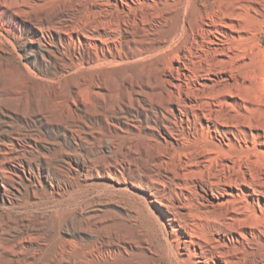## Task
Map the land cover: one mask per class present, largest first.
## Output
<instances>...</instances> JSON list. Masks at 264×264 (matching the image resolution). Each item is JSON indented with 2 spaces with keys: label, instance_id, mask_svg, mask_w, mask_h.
Returning <instances> with one entry per match:
<instances>
[{
  "label": "rangeland",
  "instance_id": "obj_1",
  "mask_svg": "<svg viewBox=\"0 0 264 264\" xmlns=\"http://www.w3.org/2000/svg\"><path fill=\"white\" fill-rule=\"evenodd\" d=\"M78 1L52 20L10 19L15 32L0 34V62L10 60L32 80L0 70V264H194V245L182 253L181 240L200 217L220 243L225 235L243 237L227 240L238 264H263L264 204L251 203L238 187L251 181L264 192V0H225L248 18L240 19L247 30L239 46L227 34L220 51L198 1L188 14L193 31L170 47L173 27L162 15L174 14L172 1ZM17 2L22 13L41 14L40 0ZM233 65L254 95L249 107L260 137L247 127L233 136L227 112L215 117L218 131L200 117L212 88L217 96L227 90L204 85L205 78ZM201 157L209 176L202 179L194 174ZM183 168L187 176H178ZM222 173L239 196L227 209H213L209 189L218 192ZM158 206L174 218L175 234ZM232 211L255 226L233 222ZM224 222L220 236L213 226Z\"/></svg>",
  "mask_w": 264,
  "mask_h": 264
},
{
  "label": "bare ground",
  "instance_id": "obj_2",
  "mask_svg": "<svg viewBox=\"0 0 264 264\" xmlns=\"http://www.w3.org/2000/svg\"><path fill=\"white\" fill-rule=\"evenodd\" d=\"M41 4H39L37 6V11L41 14H25L28 12H33V9L28 8V10L23 9V12H20V5L17 2V0H0V34L5 35L7 37V35H9L10 33H14L15 32V27L12 25V22L9 21L10 19H16L21 21L22 23H28L30 21V19L32 17H35V19H40L42 22L46 21L48 18L50 20H52L54 18V16L56 15V13H58L59 11H63V10H67V9H72L75 8V6H77L79 3L81 5V2H79L78 0H40ZM122 1V0H120ZM153 1V0H152ZM161 1V0H160ZM168 1V0H167ZM174 3V9L168 7L170 10L173 9L174 14H163V20L165 22V24L168 23L169 20V24L172 25L173 30L171 31V38L169 39V42L166 44V47H170L172 46L174 43H176L178 40H180L184 35H187L188 32L190 30H192V28H194L193 26V22L188 18V14H190L191 12V8L194 7L195 8V3L198 1L201 3V5H203L202 7H204L203 11L204 14L201 15L202 13H200L199 17H202V21L204 23L205 28H213L214 32L217 33L216 35H214V39L212 40V44H214L217 48H213L214 50H218L220 51L223 48V42H222V38H226L227 34L229 35V39L233 41L234 44H238L240 42H244V39L241 34V32H245L247 30V24L245 25L244 23L246 22H241L240 19H242L244 17V15H242V11L241 13L236 12V9L232 6L227 5L228 3L224 2V4H222L221 2H217L215 3V1L213 2V0H170ZM168 1V3L170 2ZM228 1V0H227ZM232 1V0H231ZM239 1V0H238ZM85 2V1H84ZM84 2L82 4H84ZM128 2V1H127ZM155 2H157L155 0ZM166 2V1H165ZM164 2V3H165ZM163 3V4H164ZM234 4V2H232ZM125 4L126 6H129L128 3H122ZM154 4V2H153ZM156 4V3H155ZM162 4V3H161ZM232 4V5H233ZM172 5V4H171ZM236 5V3L234 4V6ZM240 5V4H239ZM237 4V6H239ZM242 5V3H241ZM10 6L11 11H9L8 7ZM156 6V5H155ZM160 6V5H158ZM170 6V3H169ZM166 7V5H165ZM162 8V5L161 7ZM164 8V7H163ZM57 9L52 15H48V11H52ZM240 9V8H239ZM166 10V9H165ZM168 10V9H167ZM194 10V9H193ZM192 10V11H193ZM88 11V10H87ZM90 11V10H89ZM88 11V12H89ZM164 11V10H163ZM199 11V9H198ZM244 11V10H243ZM171 13H173L172 11H170ZM195 14H198V12H196V10L194 11ZM240 12V11H239ZM246 12V10H245ZM158 13V12H156ZM160 13V12H159ZM163 13V12H162ZM160 13V14H162ZM24 14H25V18H24ZM193 14V13H192ZM191 14V17H192ZM247 14V13H246ZM245 14V15H246ZM155 15V14H154ZM195 15H193L194 17ZM197 17V16H195ZM228 17V18H227ZM251 17V16H250ZM88 18V17H87ZM246 19H248L247 17H244ZM8 19V20H7ZM173 19V20H171ZM196 19V18H195ZM239 20V21H238ZM14 21V20H12ZM192 23H191V22ZM254 22V21H253ZM248 23V22H247ZM209 30V29H208ZM193 31V30H192ZM210 31V30H209ZM213 32V31H212ZM17 33V32H16ZM237 33V36L235 37L234 34ZM13 35V34H12ZM4 36V37H5ZM10 36V35H9ZM5 39L7 40L8 38ZM15 37V36H14ZM84 42L88 41V34L83 36ZM11 39V38H10ZM246 39V38H245ZM1 40V39H0ZM229 40V41H230ZM189 41V40H188ZM224 41V40H223ZM9 42V41H6ZM12 42V41H11ZM13 43V42H12ZM12 43H9L10 45ZM240 45V44H239ZM237 45V46H239ZM12 46V45H11ZM212 46V45H211ZM236 46V47H237ZM1 47V46H0ZM3 47V46H2ZM213 47V46H212ZM159 50V47H158ZM161 50H163V48H161ZM160 51V50H159ZM6 52V51H3ZM0 54H3L0 51ZM4 55V54H3ZM229 55V54H228ZM2 56V55H1ZM5 56V55H4ZM221 56V55H220ZM230 56V55H229ZM231 57V56H230ZM223 58V57H222ZM227 62V61H226ZM219 64H222L219 63ZM25 66V65H24ZM178 66L181 67V64H179ZM247 66V65H246ZM245 63L243 68H246ZM27 69V67H25ZM4 69L3 71L8 72L9 75H12L15 79H18L19 81H25V82H31V75L29 74V72H25V73H21L20 75L17 74L18 72V67L17 65H15L14 63H12L10 60H7L6 62L2 63L0 62V70ZM220 69V68H219ZM222 69V68H221ZM29 70V69H28ZM236 68L235 66H231L229 68V70L223 71V70H218L217 69H213L212 68V74L208 75L205 79L206 81L203 82L204 85L207 84L208 81L213 82L211 84L215 85V84H219L222 83V85H226L227 86V90L225 91H219V95L221 94V97H223L222 99L218 98L217 96V90H215L214 88H212V91L210 92L209 95V101H207V105H204L202 103V105L207 107V110H201L200 111V117L202 119H204L205 122V126L210 127V128H215L217 130V127L219 125V121L216 120V115L217 113H219L220 111L223 112H227V129L230 131V133L234 136L235 134L237 135V133L243 132V127H247L249 128V134L252 135L254 137V135H258L260 137V133H259V129L261 127H259V125L257 123L254 122L253 120V116L256 115V112H253L250 114V111H254L251 107H249V104L252 103V101H254L253 99H251L250 95L251 93L247 90L248 88L245 87V80L247 77H245V73H241L239 70L235 71ZM247 71V69H245V72ZM244 72V71H243ZM31 73V72H30ZM250 74V72H249ZM215 76V77H214ZM251 76V75H250ZM251 78V77H250ZM5 79V77H4ZM14 79V80H15ZM243 81H240L242 80ZM252 79V78H251ZM250 79V80H251ZM7 80V79H6ZM10 80V79H9ZM208 80V81H207ZM249 81V79H247ZM50 82V81H49ZM200 83V82H199ZM254 83V82H253ZM201 84V83H200ZM252 84V83H251ZM250 84V85H251ZM50 85V84H49ZM255 85V84H254ZM253 85V86H254ZM54 86H56V84H52L49 86L52 90H54ZM249 86V85H248ZM257 86V85H255ZM214 87V86H213ZM251 87H249L250 89ZM259 88V87H258ZM222 89V88H221ZM253 89V90H252ZM252 92L255 91L254 93H256L257 91L252 87ZM219 90V89H218ZM252 96V95H251ZM254 96V95H253ZM252 96V97H253ZM256 99V98H255ZM258 100V99H257ZM205 103V102H204ZM258 103V101H257ZM201 106V105H200ZM254 106V105H253ZM203 109V107H200V109ZM198 109V110H200ZM258 109V108H256ZM257 111V110H255ZM259 112V110H258ZM223 114V113H222ZM253 114V115H252ZM255 114V115H254ZM219 115H221V112L219 113ZM225 115V113H224ZM216 117V118H215ZM223 117V116H222ZM258 117V116H257ZM256 117V118H257ZM255 118V119H256ZM220 119V118H218ZM226 119V118H224ZM224 123V122H223ZM223 125V124H222ZM224 126V127H225ZM222 128V127H221ZM212 130V129H211ZM218 131V130H217ZM261 132V131H260ZM218 133V132H217ZM246 133V132H245ZM247 134V133H246ZM262 134V133H261ZM216 135V134H215ZM248 136V135H247ZM251 136V138H252ZM217 137V136H216ZM221 138V137H220ZM250 138V137H249ZM262 138H264L262 136ZM227 139V138H226ZM226 139H222V142L224 144L226 143ZM244 139V138H243ZM240 140V139H238ZM259 140V139H258ZM219 141V140H218ZM221 141V139H220ZM262 144H264V139L260 140ZM222 147V146H221ZM198 151V150H197ZM206 151V150H205ZM204 150H200L199 149V156H204V153L206 154ZM208 152V151H207ZM221 153V151H219ZM208 155V154H207ZM198 156V155H197ZM217 156V155H216ZM219 156V155H218ZM217 156V158H218ZM206 157V156H205ZM223 157H225V159H227V152L226 151H222V159ZM208 159V158H207ZM220 159V158H219ZM198 160V159H197ZM206 159H203L202 157L198 160L199 164H198V169L194 170L195 171V176L197 174V176H199L200 178H204V170L202 169L205 166L204 165ZM215 161V160H214ZM221 161V160H220ZM208 162V161H207ZM217 163V161H215ZM214 162V163H215ZM225 162V161H224ZM196 163V161H195ZM215 163V164H216ZM222 163V162H221ZM223 164V163H222ZM212 165V164H211ZM228 165V164H227ZM194 166V164H193ZM200 166V167H199ZM202 166V168H201ZM210 166V165H209ZM183 167V166H182ZM206 169V168H205ZM208 169V168H207ZM206 169V170H207ZM222 169V168H221ZM181 171V175L187 176V173L185 171V169L183 168ZM193 171V170H192ZM209 171V170H208ZM207 171V172H208ZM214 171V170H213ZM212 171V172H213ZM226 171V170H225ZM191 172V171H190ZM226 173V172H225ZM213 174V173H212ZM215 174V173H214ZM223 174V173H222ZM208 176V174H206ZM204 175V176H206ZM217 175V174H216ZM225 175L224 179L219 183V188H218V192L214 193V191L212 189H209V194L211 195L209 199V203L212 205L213 209H221L223 207H225L227 209V204L230 203L232 200H230V197H234L235 195H238L235 193V188H237L235 185L230 184L231 181L229 180V183H227V174H223ZM189 176V175H188ZM192 176V174H191ZM194 176V175H193ZM209 177V176H208ZM252 177V176H251ZM201 178V179H202ZM212 179V178H211ZM215 180V179H214ZM217 180V179H216ZM215 180V181H216ZM249 180V179H248ZM220 181V179L218 180ZM254 181V180H253ZM211 182V181H210ZM209 183V182H207ZM242 183V182H241ZM213 184V183H212ZM240 184V183H239ZM218 186V184H216ZM244 187L246 188L245 190L241 189L240 187H238V190L240 192V194H242L244 196V198H247L251 203H255V204H260V202H262V204H264V192L261 189L257 188V185H254V182L251 181H246L243 182ZM260 187V186H259ZM216 188H214L216 190ZM261 188V187H260ZM205 191V190H204ZM237 192V191H236ZM207 193V192H206ZM239 196V195H238ZM241 196V195H240ZM236 197V196H235ZM229 198V199H228ZM243 198V199H244ZM235 199V198H234ZM238 199V198H237ZM230 201V202H229ZM234 201V200H233ZM151 202V201H150ZM235 202V201H234ZM237 202V201H236ZM161 203V202H160ZM159 205V204H157ZM156 207V206H155ZM224 208V209H225ZM157 209V208H155ZM232 209V208H231ZM259 209V208H258ZM167 210V209H166ZM236 210V208H235ZM261 210V209H260ZM158 211L162 214V216H164L166 224L168 226H170V230H168V233H170V235L175 234V227H171L174 226V218L171 216L170 213L166 212L165 209H163L162 207L158 206ZM213 211V210H212ZM226 211V210H224ZM223 212V211H222ZM221 212V213H222ZM234 212L233 215H231L230 219L237 223V224H243L242 222H244L245 219H243L242 222H240V218H238L239 213H237L236 211H232ZM214 213V212H213ZM217 213V211H216ZM227 214V212H225ZM263 213V210H262ZM220 215V214H218ZM250 215V214H249ZM227 217V215H225ZM241 216V215H240ZM247 216V215H246ZM244 215V217H246ZM216 217V216H215ZM220 217V216H219ZM256 217V216H255ZM263 217V216H262ZM229 218V217H228ZM251 218V217H250ZM198 219V218H197ZM201 219V217H200ZM198 220L197 222H195L193 230L192 231H185V234L182 233V253L188 252L189 251V245L193 244L194 245V249H193V254L196 255V261L194 262V264H238V261L235 257V254L232 253V251L234 250H230L228 248H230V246H227V240L229 243H231L232 241L234 242H241V239H239V235L238 236H230L227 238V235H225L224 237L222 236L221 238L224 240V243H220L219 239H217V237L213 236L212 233L210 232V227L212 228V225L209 226V222L207 223L206 221L203 222L202 220ZM224 219V218H223ZM253 218H251L252 220ZM249 220V219H247ZM245 220L244 226H246V222L248 225V222L251 223L253 226L254 225V221H256L254 219V223ZM210 221V218L209 220ZM215 221V220H214ZM225 221V220H224ZM211 222V221H210ZM216 222V221H215ZM164 223V222H163ZM218 223V222H217ZM165 224V225H166ZM230 224V223H229ZM250 224V225H251ZM251 225V227H252ZM240 226V225H239ZM243 226V225H242ZM243 226V227H244ZM249 227V226H248ZM250 227V228H251ZM192 228V227H191ZM164 229V228H163ZM230 229V228H229ZM213 230H215V233H217L218 235H220V232H224L227 231V222L222 223L221 225H216L213 226ZM250 230V229H249ZM252 230V229H251ZM167 231V230H166ZM231 231V230H230ZM241 231V230H239ZM233 232V231H231ZM238 232V231H237ZM213 233V234H215ZM240 232H238L237 234H239ZM242 234V233H241ZM221 236V235H220ZM166 238V237H165ZM220 238V239H221ZM226 239V240H225ZM62 248H60L61 251ZM6 252V250H5ZM4 252V253H5ZM12 250L8 251V253H11ZM15 252V251H14ZM59 252V250H58ZM65 251L61 252L64 253ZM60 253V254H61ZM84 253V252H83ZM82 253V254H83ZM181 253V252H180ZM13 254V253H11ZM55 254V253H54ZM58 254V253H57ZM59 254V255H60ZM80 254V255H82ZM78 255V254H77ZM85 255V254H84ZM84 258H86L87 256H84ZM93 255V254H92ZM98 255V254H97ZM177 256V255H176ZM237 256V255H236ZM53 257V256H52ZM59 257V256H58ZM77 257V256H76ZM82 257V258H83ZM10 258V257H9ZM55 257H53L54 259ZM62 258V257H61ZM90 258V257H89ZM180 258V257H179ZM57 259V258H55ZM54 259V260H55ZM78 259V258H77ZM81 259V258H79ZM176 259V258H175ZM184 259V258H181ZM180 259V260H181ZM53 260V261H54ZM82 260V259H81ZM179 260V261H180ZM58 261V260H56ZM80 261V260H79ZM86 261V260H85ZM187 261V260H186ZM184 262V261H181ZM189 263V262H188ZM192 263V261H191ZM178 264V263H177ZM264 264V263H263Z\"/></svg>",
  "mask_w": 264,
  "mask_h": 264
}]
</instances>
